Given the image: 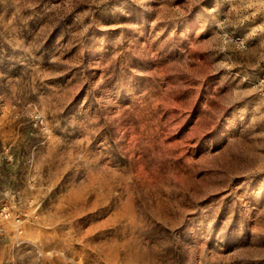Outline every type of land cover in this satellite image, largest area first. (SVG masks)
I'll use <instances>...</instances> for the list:
<instances>
[{
  "label": "rangeland",
  "instance_id": "rangeland-1",
  "mask_svg": "<svg viewBox=\"0 0 264 264\" xmlns=\"http://www.w3.org/2000/svg\"><path fill=\"white\" fill-rule=\"evenodd\" d=\"M0 264H264V0H0Z\"/></svg>",
  "mask_w": 264,
  "mask_h": 264
}]
</instances>
